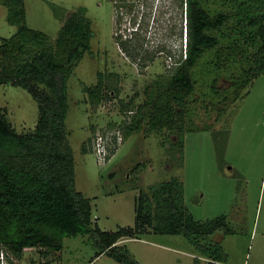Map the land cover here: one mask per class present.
<instances>
[{"label": "rangeland", "instance_id": "obj_1", "mask_svg": "<svg viewBox=\"0 0 264 264\" xmlns=\"http://www.w3.org/2000/svg\"><path fill=\"white\" fill-rule=\"evenodd\" d=\"M117 2L24 0L27 26L45 33L52 43L70 13L85 8L92 21L95 38L91 52L68 79L66 126L75 158V188L91 200L94 227L103 232L134 228L141 193L179 179L185 208L195 220L226 217L231 233H217L211 239L220 242L225 259L205 258L183 235L154 231L120 241L122 252L136 264H264V74L239 91L238 98L231 100L210 127L187 131L182 151L170 146V141L164 147L160 137L142 132L123 138L106 162L99 161L92 148L85 150L89 140L110 134L123 122L120 100L140 105L146 99L145 89L161 76H169L181 54L183 58L186 54L191 0ZM203 2L212 16L227 12L221 1ZM144 18L150 26L146 48L155 54L153 61H144L142 67L140 58L131 57L118 41L133 37ZM233 25L231 22L224 28L223 42L232 35ZM17 31V26L9 24L7 7L0 0V43ZM225 66L220 86L227 90L231 87L228 79L240 75L241 65L225 61ZM197 72L195 79L205 83V70ZM100 73L108 77L105 84L118 90L119 95L92 106L87 103L85 88L98 85ZM0 108L6 110L18 133L35 130L39 106L28 91L0 84ZM89 145L92 147V143ZM62 246L57 254L61 260L46 257L38 249L26 250L21 260L5 251L2 255L10 264H45L52 260V264H123L99 251L92 235L64 237Z\"/></svg>", "mask_w": 264, "mask_h": 264}, {"label": "trees", "instance_id": "obj_2", "mask_svg": "<svg viewBox=\"0 0 264 264\" xmlns=\"http://www.w3.org/2000/svg\"><path fill=\"white\" fill-rule=\"evenodd\" d=\"M218 1L227 12L215 16L203 0L188 3L185 58L182 53L169 76H161L145 89L146 99L140 105L120 100L125 119L118 128L123 138L140 132L157 135L164 147L170 141V146L182 151L187 131L210 127L239 91L264 74V0ZM4 3L9 24L18 31L0 43V84L28 91L38 103L40 116L34 131L18 133L0 108V254L5 251L21 260L26 250L38 249L46 257L61 260L57 254L64 237L92 235L102 253L123 264H136L118 243L154 231L183 235L205 258L224 260L220 242L211 239L217 233H231L226 217L195 220L185 208L179 179L141 193L134 228L103 232L94 227L91 200L75 188V158L66 126L68 79L91 52L92 21L85 8L70 13L52 43L45 33L27 26L24 0ZM144 19L133 37L119 40L126 53L140 58L142 67L155 54L146 48L150 26ZM231 22L232 35L223 42L220 38ZM225 61L241 65L240 75L227 78L231 83L227 90L220 86ZM199 70H205L203 84L195 79ZM107 78L100 73L98 85L85 88L87 103L98 106L119 95L105 84ZM88 142L85 150L91 148Z\"/></svg>", "mask_w": 264, "mask_h": 264}, {"label": "built area", "instance_id": "obj_3", "mask_svg": "<svg viewBox=\"0 0 264 264\" xmlns=\"http://www.w3.org/2000/svg\"><path fill=\"white\" fill-rule=\"evenodd\" d=\"M122 141V131L120 128H117L114 131H111L110 134L102 135L94 139L91 148L95 152L99 161L106 162L111 156L112 151L115 150ZM2 253L0 254V264H10V261L8 259L6 260Z\"/></svg>", "mask_w": 264, "mask_h": 264}, {"label": "flooded vegetation", "instance_id": "obj_4", "mask_svg": "<svg viewBox=\"0 0 264 264\" xmlns=\"http://www.w3.org/2000/svg\"><path fill=\"white\" fill-rule=\"evenodd\" d=\"M114 2L117 4L118 2H117V0H114ZM117 7V6H116ZM118 43H119V41H118Z\"/></svg>", "mask_w": 264, "mask_h": 264}]
</instances>
